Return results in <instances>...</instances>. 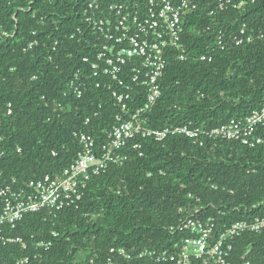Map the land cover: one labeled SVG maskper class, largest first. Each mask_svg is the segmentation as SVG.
Returning <instances> with one entry per match:
<instances>
[{
  "label": "trees",
  "instance_id": "obj_1",
  "mask_svg": "<svg viewBox=\"0 0 264 264\" xmlns=\"http://www.w3.org/2000/svg\"><path fill=\"white\" fill-rule=\"evenodd\" d=\"M251 1L236 0L246 6L210 16L216 3L199 0L184 21L189 58L169 60L162 97L146 116L143 128L151 134L140 133L113 154L119 160L91 177L79 209H49L26 216L12 231L4 228L1 237L21 242L0 245V264H109L112 248L130 256L116 255L113 264H157L139 255L172 252L187 236L170 233L181 209L190 216L198 210L201 221L216 219L214 244L224 226L264 218V144L251 149L205 135L156 136L166 128L211 131L263 109L264 0ZM135 2L146 0H0V190L10 185L20 192L32 181L59 178L83 152L75 132L91 135L99 149L107 143L122 112L90 80L99 45L84 22L85 11L93 3L132 9ZM242 25L255 35L251 44L226 41L224 52L215 49L219 31L229 38ZM210 51L212 63L192 58ZM75 79L84 82L82 99L65 95ZM131 96L133 114L146 102V90L135 86ZM10 104L13 115L6 116ZM257 135L264 139V127ZM190 194L201 202L189 200ZM5 205L0 197V214ZM232 243L229 264H264V229Z\"/></svg>",
  "mask_w": 264,
  "mask_h": 264
},
{
  "label": "built area",
  "instance_id": "obj_2",
  "mask_svg": "<svg viewBox=\"0 0 264 264\" xmlns=\"http://www.w3.org/2000/svg\"><path fill=\"white\" fill-rule=\"evenodd\" d=\"M213 1L216 3V10L211 12L210 16L231 9L240 11L246 6V2L237 3L236 0ZM198 2L199 0H146L145 5L133 3L132 9L123 4H113L106 8L99 4H89L84 22L99 45L90 80L93 79L96 89L104 88L111 94L122 113L117 117L113 131L107 135V143L100 149L91 135L85 132L74 133L75 139L83 147V152L78 154L77 159L59 178L46 176L42 180L32 181L20 192L10 185L2 188L0 197L6 205L3 214H0V232L4 228H9V231L17 228V224L30 213L44 210L60 213L66 207L79 209L91 177L101 174L109 163L115 164L119 160L113 154L128 147V142L135 140L140 133L144 136L151 134L143 128L147 121L146 116L153 111L162 97L160 81L164 78L169 60L174 58L185 62L189 58L183 43L184 21L198 10ZM251 3H256V0ZM261 36L263 37L262 33ZM254 37V33H249L246 25H242L240 30L229 38L222 30L216 35L215 49L224 52L229 45L243 47L251 44ZM226 41H229V45ZM194 57L200 62L212 63L215 54L210 51L204 55L194 54L192 58ZM135 86L145 88L147 100L141 108L131 114V95ZM65 95L82 99L84 82H78L76 79L71 81L66 87ZM11 115L12 104L8 105L6 110V116ZM1 122L0 117V124ZM90 123L91 119H87L85 126ZM260 127H264V107L240 121H231L228 125L211 131L200 133L187 128H166L156 133V136L161 140L178 133L189 138L205 135L210 140L241 141L245 146L254 149L264 144V139L257 135ZM2 140L0 136V141ZM134 148L139 147L136 144ZM188 199L201 202L200 198L192 194L188 195ZM189 213V209H181L177 225L170 227L172 235H187L172 252L146 250L139 255V259H152L157 264H192L193 259L203 261L204 264H229L227 258L233 250L232 242L245 234L260 233L264 229V218H257L252 223L239 221L230 227L224 226L214 244L216 219L210 217L201 221L196 218L200 213L198 210L191 216ZM20 242L19 238L0 236V245L3 246ZM110 254L113 258L117 255L130 259L123 249H111ZM113 258L109 259V264H113Z\"/></svg>",
  "mask_w": 264,
  "mask_h": 264
},
{
  "label": "clouds",
  "instance_id": "obj_3",
  "mask_svg": "<svg viewBox=\"0 0 264 264\" xmlns=\"http://www.w3.org/2000/svg\"><path fill=\"white\" fill-rule=\"evenodd\" d=\"M44 211H47V210H44ZM44 211H41V212H36V213H30V214H38V213H42V212H44ZM47 212H50V211H47ZM30 214H28V215H30ZM28 215H26V216H28ZM25 216V217H26ZM47 247V246H46ZM112 249H114V248H112Z\"/></svg>",
  "mask_w": 264,
  "mask_h": 264
}]
</instances>
